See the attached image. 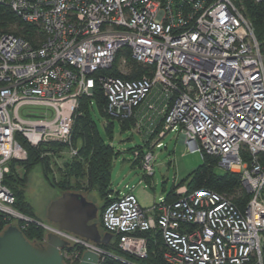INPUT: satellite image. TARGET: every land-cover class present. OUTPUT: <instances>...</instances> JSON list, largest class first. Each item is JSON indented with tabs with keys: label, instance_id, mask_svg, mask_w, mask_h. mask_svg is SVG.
<instances>
[{
	"label": "built area",
	"instance_id": "obj_1",
	"mask_svg": "<svg viewBox=\"0 0 264 264\" xmlns=\"http://www.w3.org/2000/svg\"><path fill=\"white\" fill-rule=\"evenodd\" d=\"M0 5L45 37L33 45L0 30V214L9 224L22 231L37 225L45 231L41 243L49 233L73 241V247L61 249L66 264H80L87 251L100 264L113 256L17 211L16 196L4 183L11 165L29 158L18 137L34 148L62 144L69 158H77L73 129L81 98L92 99L100 87L107 114L130 121L143 138L147 150L134 153L147 177L154 175L153 150L175 133L189 151L216 157L240 175L250 196L239 207L227 195L183 185L176 199L161 197L145 209L127 186L104 211L105 233L119 237V248L139 260L149 256L146 234L156 232L167 264H264V54L241 0H0ZM125 48L138 64L152 67L148 74L134 80L104 74H129V58L121 55Z\"/></svg>",
	"mask_w": 264,
	"mask_h": 264
},
{
	"label": "trees",
	"instance_id": "obj_2",
	"mask_svg": "<svg viewBox=\"0 0 264 264\" xmlns=\"http://www.w3.org/2000/svg\"><path fill=\"white\" fill-rule=\"evenodd\" d=\"M241 1L244 14L252 22L257 40L264 54V3H256L254 0ZM0 30L6 33H13L28 40L33 45L38 44L45 38L37 27L23 23L10 8L2 5H0ZM121 55L129 58V74L123 76L114 70L104 73L105 75L134 80L150 72L152 67L147 68L134 61L130 57L128 48L123 49ZM91 103L93 106H91ZM94 107L98 109L101 116L114 118L106 112L108 99L102 88L97 87L92 99L82 97L79 109L80 115L76 118L73 129V143L79 151V156L74 159L67 158L68 160L62 165L55 160V158L60 157L58 154L64 149L62 144L42 145L39 148H34L22 137H18V142L28 151L29 158L25 162H14L11 165V173L7 176L4 183L14 192L17 200L15 207L20 212L35 218L33 206L31 202L26 200V192L24 190L27 189L30 173L40 165L42 166L45 180L51 187L61 191V193L75 192L87 195L96 191L100 194L104 200V206L99 216V226L102 233L106 232L102 220L104 211L119 196V192L112 196L111 190L112 168L116 153L115 149L105 142L99 131L92 115ZM118 121L123 130L132 128L130 121L123 122L119 119ZM106 131L111 136V123L106 126ZM143 148V146H139L136 151L143 153ZM43 153L47 155L43 157ZM217 165H219L218 158L203 155V164L192 173L189 184L179 183L175 185L171 192L166 195L167 200L176 199V190L180 186L186 185L191 191L209 190L227 195L233 199L237 206L244 207L250 196L241 183L240 175L229 171L224 175H217L214 171ZM18 167H23L24 169L22 176L18 171ZM7 225L10 224L7 222L6 216L0 214V232H3ZM23 233L34 246L40 248L41 242L45 237V231L42 228L31 224ZM146 237L149 244L148 258L139 260L130 256L119 248V237H113L114 239H112L110 244L101 245L113 255L106 256L102 264H125L121 259L131 260L137 264H167L164 258L166 248L160 233L151 232L146 234Z\"/></svg>",
	"mask_w": 264,
	"mask_h": 264
},
{
	"label": "rangeland",
	"instance_id": "obj_3",
	"mask_svg": "<svg viewBox=\"0 0 264 264\" xmlns=\"http://www.w3.org/2000/svg\"><path fill=\"white\" fill-rule=\"evenodd\" d=\"M30 112L38 113L34 110ZM92 115L105 142L111 145L116 153L112 168V196H115L118 192H128L127 186L134 188V194L141 206L149 209L154 203H158L161 197L168 195L175 185L179 183L188 185L192 173L203 164L201 152L189 151L186 143L181 141L180 136L170 133L162 141L164 147L153 150L156 157L153 164L154 175L147 177L146 171L134 153L139 146H143V150H147L141 135L133 128L123 130L118 119L101 116L96 107L93 108ZM110 123L112 124L111 136L106 131V126ZM53 145L59 144L53 143ZM68 151L69 148L64 147L63 151L58 154L60 157L55 158L60 165L68 160L69 157L66 154ZM18 171L21 176L24 174L23 167H18ZM214 171L217 175H224L227 172L220 165H217ZM29 176L27 189L24 190L26 200L31 202L35 218L44 223H49L47 221L48 207L52 201L59 198L64 192L61 193V191L49 185L40 165ZM86 197L99 208L100 216L104 206L103 198L96 191L87 194Z\"/></svg>",
	"mask_w": 264,
	"mask_h": 264
},
{
	"label": "water",
	"instance_id": "obj_4",
	"mask_svg": "<svg viewBox=\"0 0 264 264\" xmlns=\"http://www.w3.org/2000/svg\"><path fill=\"white\" fill-rule=\"evenodd\" d=\"M86 196L83 193H62L50 203L47 221L92 244L108 245L113 235L102 233L98 222L99 208ZM46 240L37 248L17 225L10 224L0 234V264H66L61 249L73 247L75 243L53 233L47 234ZM80 264H100V257L87 251Z\"/></svg>",
	"mask_w": 264,
	"mask_h": 264
},
{
	"label": "flooded vegetation",
	"instance_id": "obj_5",
	"mask_svg": "<svg viewBox=\"0 0 264 264\" xmlns=\"http://www.w3.org/2000/svg\"><path fill=\"white\" fill-rule=\"evenodd\" d=\"M39 220V219H38ZM41 221V220H40ZM41 246H42V244H41Z\"/></svg>",
	"mask_w": 264,
	"mask_h": 264
},
{
	"label": "crops",
	"instance_id": "obj_6",
	"mask_svg": "<svg viewBox=\"0 0 264 264\" xmlns=\"http://www.w3.org/2000/svg\"><path fill=\"white\" fill-rule=\"evenodd\" d=\"M30 177V176H29Z\"/></svg>",
	"mask_w": 264,
	"mask_h": 264
}]
</instances>
